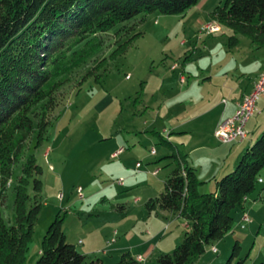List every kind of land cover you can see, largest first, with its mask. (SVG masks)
Returning a JSON list of instances; mask_svg holds the SVG:
<instances>
[{"label":"rangeland","instance_id":"rangeland-1","mask_svg":"<svg viewBox=\"0 0 264 264\" xmlns=\"http://www.w3.org/2000/svg\"><path fill=\"white\" fill-rule=\"evenodd\" d=\"M224 1L198 0L184 12L155 10L118 23L103 33L105 44L86 65L63 74L53 94L35 103L30 114L35 123L43 117L46 125L40 136V128H34L27 154H33L42 168L37 176L42 187L36 191L31 182L28 192L37 196L41 208L25 264H35L40 257L45 232L56 217L63 219L67 240L86 254L85 264H116L129 249L145 255L143 264H154L159 254L173 251L182 242L190 229L188 221L159 204L148 205L164 191V182L175 167L168 155L169 133L160 119L174 104H166L168 96L192 84L205 98L200 108L206 112L220 105L222 96L229 99L236 87L249 84L264 65V48H256L243 34L233 43V31L226 26L216 37L205 38L206 44L198 42V49L184 64L187 50L194 45L195 23L209 21L211 12ZM105 57L98 72L88 75ZM175 63L179 67L173 71ZM181 73L189 80L185 85L179 83ZM157 103H162V109L146 113L148 104ZM256 106L248 125L247 141L253 139L252 143L264 131V93ZM211 113H204L201 123H193V134L184 139L187 147L202 141L199 145L205 148L192 155L198 161L196 174L205 181L199 186L201 192L215 191L216 180L210 174L213 163H218L219 178L238 163L233 166L230 159L219 160L223 151L210 134ZM152 129L159 133H148ZM171 139L180 145L183 141L174 134ZM121 146L123 152L113 157ZM174 153L183 167V157ZM20 168H14V181ZM259 172L263 181L257 182L246 202L245 213L251 221L243 227L244 212L233 211L231 230L208 244L190 264L264 263V167ZM14 186L12 182L2 208L8 222L13 221ZM133 233L143 244L133 242L125 248ZM237 241L240 248L232 255ZM153 246L154 250H148Z\"/></svg>","mask_w":264,"mask_h":264},{"label":"trees","instance_id":"trees-1","mask_svg":"<svg viewBox=\"0 0 264 264\" xmlns=\"http://www.w3.org/2000/svg\"><path fill=\"white\" fill-rule=\"evenodd\" d=\"M198 0H0V264H25L32 232L41 204L32 197L42 181V168L28 142L36 126L39 136L46 122L35 123V103L52 95L64 74L86 65L105 44L103 33L141 13L160 10L180 13ZM211 12L222 26L248 36L256 48H264V0H226ZM89 69L96 73L104 60ZM66 79V78H65ZM177 162L165 180L164 191L149 206L159 204L184 217L190 229L171 252L159 254L154 264H190L208 244L223 238L235 220L233 211L246 210L244 197L256 189L264 167V131L242 153L235 168L216 179V190L201 192L202 181L190 165ZM21 172L14 177V168ZM14 186L13 221L3 217L8 189ZM29 194V195H28ZM40 257L35 264H85L86 254L69 242L62 217H56L45 232ZM240 248L237 241L232 250ZM144 262V261H143ZM125 251L116 264H143ZM91 264H96L92 261ZM259 264H264L263 262Z\"/></svg>","mask_w":264,"mask_h":264},{"label":"crops","instance_id":"crops-1","mask_svg":"<svg viewBox=\"0 0 264 264\" xmlns=\"http://www.w3.org/2000/svg\"><path fill=\"white\" fill-rule=\"evenodd\" d=\"M206 22L207 21L205 19V21L199 20L197 23H195L196 27L194 29L195 34L193 37L194 45H193L192 49L187 50L188 53L184 56L185 57L184 64L189 60L190 55L192 53H194V51L196 49H198V44H199L198 42H202V43L206 44L205 38L216 37L217 33L203 34L201 37L199 36L198 28H200ZM183 68H184V66H183ZM183 68H182V70H183ZM171 70L174 71L175 69L171 68ZM263 70H264V65H263V67H261V69L258 71L257 75L252 79V81L249 84L243 85V86L240 85V86L236 87L234 94H233V92H232V94L230 93L229 99H227L225 96H222L220 99V101H221L220 105L210 106L209 110H207L206 112L200 108L202 106L203 101L205 100L202 93L201 94L196 93L193 90L192 84H187V81H189L188 79H186V81L181 83L182 85L187 84V86H182V89H180L179 92H177L173 95L170 94L171 96L170 95L168 96L169 99L166 101V104L168 102H172V101H174V104H172V105L170 104L169 108L166 109V111L163 113V116L159 115L160 119L162 120V123L164 124L163 130L168 131V133H169L168 138H167L168 139L167 143L169 145L168 149H171L170 150L171 152L168 155L170 156L175 151H178L180 153V155L183 157V160H181L183 167H184V165H190L191 167H193L195 169V172L198 173V170H197V165H198L197 162L198 161H195V159L193 160L192 155L196 151L205 149L203 147L204 145H199V144H202V141H201L198 144H194V145H191V147H187V143H186V141H184V139H187L191 134H193V131L195 130V127H192L193 123L197 122L198 120L200 122V119L204 115V113H209V112L211 113L212 112L211 113L212 116H211V120H210L211 121V125H210L211 133L210 134H212V137L220 144L218 146L219 149H221L223 151L222 155L218 156V158L220 161L221 160L226 161V159H230L231 164L234 166L238 162V160L241 157L244 150L253 142V139H250L249 142L247 141V138L250 134V130H248L249 134L245 140H243V141L236 140V141H232V142H228V143L219 141L213 133H214V130H215L217 124L220 122V120H223V119L234 114V112L237 108L236 106L238 105L239 101L242 99V97L244 95H246L248 92H250L253 89L254 83L256 81L255 79L258 78V76L261 74V72ZM153 98L156 99V96H153ZM257 104H258V101H257ZM155 108L157 110L162 109V103H157V105L156 106L154 105V107H152L151 105L148 104L147 109L145 111H146V113H148L149 110H152L154 112ZM255 113L253 115H255ZM251 118H249L250 120L247 123V128H248V125L251 121ZM148 133H157L158 134L159 132L157 131V129H152V130H148ZM207 133H209V132L207 131ZM172 134L176 135L177 137H179L180 139L183 140L181 145L179 143L180 141L179 142H172V139H171ZM155 153H157V151ZM172 160H173V158H172ZM173 163L175 164L174 166H176L177 162L174 161ZM213 165L214 166H212V168L210 169V174H212L213 178L216 180L217 178H219V177H217L218 176L217 173H215V172H217L216 168L218 167V163H213ZM156 170L159 171V168L155 169V171ZM223 170H225L224 166H223L222 170L220 169V171L222 172ZM200 179L202 181H204L203 178H200ZM201 186H203V184ZM215 190H216V187H215ZM246 210H247V208H246ZM187 226H188V222H187ZM128 235H129V232H128ZM134 237H136V240L133 239ZM130 239H129V242L125 244V248L127 247V244H129V246H131L133 244V242H138L139 245L143 244V242H141L142 238L140 236H138L136 233L131 234ZM130 243H131V245H130ZM148 250H151V251L154 250V246ZM128 251H130L132 253L131 249H129ZM137 255H142L145 258V255H143L142 253H138ZM137 255L133 254V256H137Z\"/></svg>","mask_w":264,"mask_h":264},{"label":"built area","instance_id":"built-area-1","mask_svg":"<svg viewBox=\"0 0 264 264\" xmlns=\"http://www.w3.org/2000/svg\"><path fill=\"white\" fill-rule=\"evenodd\" d=\"M221 23L214 18H211L209 21L204 23L199 30V36L201 37L203 34H213L221 32ZM184 42V41H183ZM181 42V43H183ZM179 66L178 63H175L171 66L172 69H176ZM128 76V75H127ZM186 76L181 73L180 76V83H183L186 81ZM255 83L253 86V89L248 92L246 95L242 97V99L239 101L238 105L236 106V110L233 115L220 120V122L217 124L214 135L215 137L221 141V142H232V141H243L248 136V128L247 123L253 116V114L257 111V101L261 94L264 93V70L261 72V74L258 76L257 79H255ZM125 148L121 146L114 154L113 157L119 156ZM155 148L151 149L152 153H155ZM142 164L141 162H136V166L140 167ZM158 170L154 171V173H157ZM260 182L263 181L262 178L259 179ZM123 179L120 177L119 183L120 185L123 184ZM245 199H248L247 196L244 197ZM241 225L245 227V223L250 222L251 218L247 213L244 212L242 216ZM245 221V222H244ZM217 250V247H214V251ZM137 259L139 261H145V258L142 255H137Z\"/></svg>","mask_w":264,"mask_h":264}]
</instances>
